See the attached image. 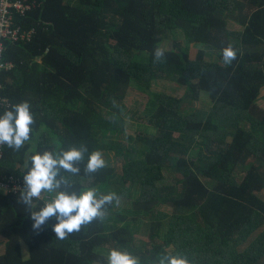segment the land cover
I'll return each instance as SVG.
<instances>
[{
  "label": "trees",
  "instance_id": "1",
  "mask_svg": "<svg viewBox=\"0 0 264 264\" xmlns=\"http://www.w3.org/2000/svg\"><path fill=\"white\" fill-rule=\"evenodd\" d=\"M27 1L34 8L15 15L14 24L33 33L28 41H4L2 61L12 67L0 73V98L8 103L0 114L28 101L35 123L19 152L2 146L0 176L23 180L30 155L86 145L80 174L62 172L69 183L61 190L115 192L131 206L113 203L103 222L60 240L55 218L34 230L30 216L54 193L29 208L20 200L24 190L0 192V264H107L112 249L140 264H159L167 254L188 264H264V109L257 103L264 0ZM177 31L183 40H175ZM229 44L237 58L225 65ZM156 47L166 55L158 64ZM158 81L177 84L180 100H205L207 112L171 109L176 98L151 94ZM132 89L155 104L128 133L131 144L121 146L123 100ZM93 151H114L120 171L106 162L85 175ZM137 233L145 242H136Z\"/></svg>",
  "mask_w": 264,
  "mask_h": 264
},
{
  "label": "clouds",
  "instance_id": "2",
  "mask_svg": "<svg viewBox=\"0 0 264 264\" xmlns=\"http://www.w3.org/2000/svg\"><path fill=\"white\" fill-rule=\"evenodd\" d=\"M154 62L166 60L165 50L156 47L153 51ZM237 58V50L229 44L222 49V59L225 65H231ZM35 123L34 114L28 101L11 105L10 109L0 114V146L19 152L32 139V125ZM88 153L87 146L71 147L61 152L44 151L30 155V167L23 176L24 192L21 193V202L32 207L33 201L39 200L42 194L54 193L53 198L45 203L39 211L31 212L33 229L39 230L45 223L55 218L53 231L56 238L67 239L71 234L79 232L83 225L94 220L104 221L108 214L109 205L120 204V197L115 192L98 194L96 189L86 191L61 190L68 185L67 177L79 175L80 163L85 161ZM106 167V161L101 151H93L88 155L84 166V174L92 175ZM107 264H140L137 257L126 251L112 249L107 255ZM159 264H188L187 260L179 255L167 254L159 258Z\"/></svg>",
  "mask_w": 264,
  "mask_h": 264
},
{
  "label": "rangeland",
  "instance_id": "3",
  "mask_svg": "<svg viewBox=\"0 0 264 264\" xmlns=\"http://www.w3.org/2000/svg\"><path fill=\"white\" fill-rule=\"evenodd\" d=\"M175 36V40L180 41L183 40V35L180 33V31H177ZM165 48L167 42L164 43ZM193 45L190 46V54L193 55L196 53V47ZM205 59L208 61L215 60V56L212 53H206ZM158 64V63H157ZM156 64V65H157ZM150 91L152 95L158 96L159 94H165L169 96H173L176 98V101H171V104L169 105L171 109L181 111L183 110L184 114H194L195 112H200L202 114H205L207 112V102L205 100L202 101H183L180 100L181 96L183 95L182 89L180 87H177V84L169 82V81H158L154 83L150 87ZM149 92V90H148ZM155 98L151 95L149 96V93L141 91V90H133L128 93V95L123 100V110L122 114L126 119L127 124V131H122L120 135L116 137L117 140L121 142V146L125 145L126 143L131 144V142L134 140V137L128 136V133H133L136 129L140 128V124L143 122L142 116L145 115L146 108L150 109V103L154 101ZM258 106L261 109H264V91L261 93V96L258 100ZM155 104V103H154ZM97 129V128H95ZM114 151H111L110 153H107L104 156V159L106 162H108L109 165H113L116 167L117 171H120V166L116 162L114 158ZM264 196V190L261 193ZM130 204L122 203L120 202L119 206L114 205L113 209H126L127 207H130ZM124 213V212H123ZM131 218V215H129ZM136 242H145V237L141 233H137L135 235ZM245 244V243H244ZM242 244L241 247L244 245Z\"/></svg>",
  "mask_w": 264,
  "mask_h": 264
},
{
  "label": "built area",
  "instance_id": "4",
  "mask_svg": "<svg viewBox=\"0 0 264 264\" xmlns=\"http://www.w3.org/2000/svg\"><path fill=\"white\" fill-rule=\"evenodd\" d=\"M32 8L33 1L27 0H0V73L2 70L11 68L9 62L2 61L4 41L19 42L30 40L33 29L24 30L14 24V16L24 17ZM0 105L7 106V100L0 98ZM2 146H0V158L2 157ZM24 190L23 180L12 176H0V192L2 194L17 193Z\"/></svg>",
  "mask_w": 264,
  "mask_h": 264
}]
</instances>
